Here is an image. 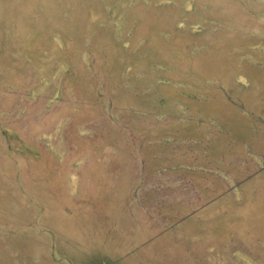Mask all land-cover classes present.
I'll use <instances>...</instances> for the list:
<instances>
[{"label": "rangeland", "instance_id": "374dc122", "mask_svg": "<svg viewBox=\"0 0 264 264\" xmlns=\"http://www.w3.org/2000/svg\"><path fill=\"white\" fill-rule=\"evenodd\" d=\"M0 264H264V0H0Z\"/></svg>", "mask_w": 264, "mask_h": 264}]
</instances>
